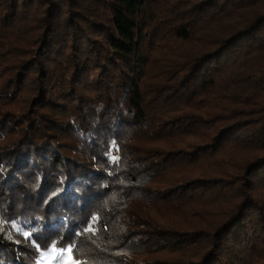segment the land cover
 Segmentation results:
<instances>
[{"label": "trees", "instance_id": "obj_1", "mask_svg": "<svg viewBox=\"0 0 264 264\" xmlns=\"http://www.w3.org/2000/svg\"><path fill=\"white\" fill-rule=\"evenodd\" d=\"M0 227V264H264V0H0Z\"/></svg>", "mask_w": 264, "mask_h": 264}, {"label": "snow or ice", "instance_id": "obj_2", "mask_svg": "<svg viewBox=\"0 0 264 264\" xmlns=\"http://www.w3.org/2000/svg\"><path fill=\"white\" fill-rule=\"evenodd\" d=\"M112 145H113V149H115L116 151H119V148L116 146V141H112ZM106 155H109L110 158H111V160H112L113 162H116V161L119 159L117 156L111 154V150H109V152L106 153ZM5 223H8V222L5 221ZM12 227H13L17 232H20V233L25 237V240H29V239L33 236V231H24V229H23V225H21V224H19V223H15V222H13V223H12ZM3 230H4L3 227H0V232H2ZM91 230H92L91 226H89V227H87V228L84 229V231H91ZM18 242H19V241H18ZM37 243H38V242H37ZM40 247L43 248L44 246L41 245ZM73 248H74V246H73V247H68V248H67V251H68L69 253H72V252H73ZM47 254H48L47 251H45V252H41L40 260L36 261V264H41V261H43L44 256L47 255ZM56 259H57V260L62 259V253H59V254L57 255ZM72 264H83V262L80 261L79 259H75V260L72 262Z\"/></svg>", "mask_w": 264, "mask_h": 264}, {"label": "rangeland", "instance_id": "obj_3", "mask_svg": "<svg viewBox=\"0 0 264 264\" xmlns=\"http://www.w3.org/2000/svg\"><path fill=\"white\" fill-rule=\"evenodd\" d=\"M59 253H62V259L57 260L56 257ZM41 264H71V260L67 252L64 251H49L47 255L44 256Z\"/></svg>", "mask_w": 264, "mask_h": 264}]
</instances>
